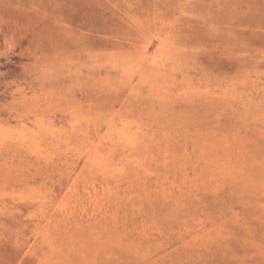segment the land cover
<instances>
[{"label":"rangeland","instance_id":"obj_1","mask_svg":"<svg viewBox=\"0 0 264 264\" xmlns=\"http://www.w3.org/2000/svg\"><path fill=\"white\" fill-rule=\"evenodd\" d=\"M0 264H264V0H0Z\"/></svg>","mask_w":264,"mask_h":264},{"label":"bare ground","instance_id":"obj_2","mask_svg":"<svg viewBox=\"0 0 264 264\" xmlns=\"http://www.w3.org/2000/svg\"><path fill=\"white\" fill-rule=\"evenodd\" d=\"M181 59V56L179 54H174L171 56V59L169 60V63L171 64L172 63V60H174L175 62L176 61H180ZM143 74L144 75H147L148 76H155V78H159L158 75H163V78H170L171 77V74H169L166 70L163 71V74H159L157 71H154V69L150 68V67H146L144 68V71H143ZM172 78V77H171Z\"/></svg>","mask_w":264,"mask_h":264}]
</instances>
